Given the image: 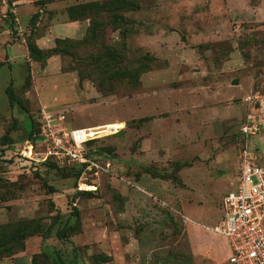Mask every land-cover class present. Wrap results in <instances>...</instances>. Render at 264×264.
<instances>
[{
	"label": "rangeland",
	"instance_id": "374dc122",
	"mask_svg": "<svg viewBox=\"0 0 264 264\" xmlns=\"http://www.w3.org/2000/svg\"><path fill=\"white\" fill-rule=\"evenodd\" d=\"M27 1L0 0V237L16 252L0 264H228L210 228L247 112L264 167V0H135L131 23L105 28L101 7L88 32L56 30L63 2ZM41 108L86 127L109 167L24 160L27 141L44 149Z\"/></svg>",
	"mask_w": 264,
	"mask_h": 264
},
{
	"label": "built area",
	"instance_id": "2783aa9c",
	"mask_svg": "<svg viewBox=\"0 0 264 264\" xmlns=\"http://www.w3.org/2000/svg\"><path fill=\"white\" fill-rule=\"evenodd\" d=\"M246 99L250 104L252 97ZM36 121L37 140L45 145L43 150L35 152L33 143L27 141L21 152L27 162L52 160L63 166L85 164L84 171L95 174L109 167V162L102 167L87 156L88 142L94 136L89 135L86 127H69L64 114L42 108ZM120 129L115 128L114 132ZM260 129L258 117L247 112L239 126L236 184L224 193L223 214L210 228L226 241L228 264H264V167L257 159V148L252 145V138Z\"/></svg>",
	"mask_w": 264,
	"mask_h": 264
},
{
	"label": "trees",
	"instance_id": "16d2710c",
	"mask_svg": "<svg viewBox=\"0 0 264 264\" xmlns=\"http://www.w3.org/2000/svg\"><path fill=\"white\" fill-rule=\"evenodd\" d=\"M58 1H62V0H58ZM51 2H55V1L54 0H51V1L47 0L46 4L51 3ZM136 3L137 2L135 0H102V1H100V0H90V1L76 0L75 3H72V4L65 7V12L67 15V19L70 21L87 19L88 25L86 27V31L88 32V30H90V28H93V26H91V18H90V14H91L92 9L98 10L99 8L102 7L101 9H103L105 11L104 14H105V17L107 18L105 28H108V27H113L114 20H116V19H117V21H121V24L127 25V23H131L132 20L130 21V18L127 17L126 12L139 9L138 6H136ZM112 17H113V19H112ZM105 28H98L96 30H101V29H105ZM69 38L70 37H68V39ZM59 40H61V39H57V42ZM76 40H78V39H76ZM28 42L29 43L27 44V47L29 50V56L34 58L35 60H42L44 55H42L41 50L36 45L32 44L30 40ZM31 122H32L33 126L35 127L36 132H38L39 131L38 122L36 121L34 116H31ZM4 137H5V140L10 139L8 136V132L5 133ZM92 141H93V139L90 140L88 142V144H90ZM87 156L96 160V158L92 156V153L90 151V147H88ZM48 161H50V160H46L43 163L48 162ZM84 166H85V164H80V165L76 164L73 166H69V168H75L78 171H82V170H84ZM89 172L92 173L93 171H89ZM57 235H58V237L61 238L63 235V229L59 230ZM3 240L4 239H2L0 237V260H2V258H4V257L10 256V255L16 253L12 247L13 246L12 241L14 240V238H8L4 241ZM47 260L52 261V260H54V258L52 255H49V256H47ZM56 260L58 263L64 264V262L61 260L60 257L56 258ZM31 264H34V256L31 259Z\"/></svg>",
	"mask_w": 264,
	"mask_h": 264
},
{
	"label": "crops",
	"instance_id": "0c3cea01",
	"mask_svg": "<svg viewBox=\"0 0 264 264\" xmlns=\"http://www.w3.org/2000/svg\"><path fill=\"white\" fill-rule=\"evenodd\" d=\"M82 1H90V0H82ZM27 2H29V4H31L32 5V3H31V0H28ZM61 2H63L64 3V6L66 7V6H68V5H70V4H72V3H75L76 2V0H62V1H57V2H51V3H47L46 4V8L47 9H56L57 7H55V6H53V5H58V4H60ZM62 7V6H61ZM32 8H33V5H32ZM39 10H41V9H39ZM129 12V11H128ZM128 12H126V14L128 13ZM72 23V24H75V23H78V24H75V26H71L69 23ZM88 25V21H87V19H84V20H75V21H70V20H68V19H65L64 21H62V22H60L59 24H54L53 26L54 27H57L56 28V30H60V31H71V28L72 27H80L81 25L84 27V29L86 30V27H87V25ZM79 25V26H78ZM52 25H50L49 27H51ZM73 29V28H72ZM55 37H59V36H55ZM80 37V36H79ZM76 38H78V37H76ZM52 40H54V37H52L51 39H49L48 38V36H47V33H45V35H42L41 37H39V39H37V41L36 42H53ZM219 236V235H218ZM221 237V236H220ZM222 239H223V241L225 242V246H226V253H227V255H226V261H227V256H228V247H227V244H226V241L224 240V238L223 237H221ZM228 263V262H227Z\"/></svg>",
	"mask_w": 264,
	"mask_h": 264
},
{
	"label": "bare ground",
	"instance_id": "6f19581e",
	"mask_svg": "<svg viewBox=\"0 0 264 264\" xmlns=\"http://www.w3.org/2000/svg\"><path fill=\"white\" fill-rule=\"evenodd\" d=\"M85 188L90 190L93 188V186H86Z\"/></svg>",
	"mask_w": 264,
	"mask_h": 264
},
{
	"label": "water",
	"instance_id": "95a60500",
	"mask_svg": "<svg viewBox=\"0 0 264 264\" xmlns=\"http://www.w3.org/2000/svg\"><path fill=\"white\" fill-rule=\"evenodd\" d=\"M235 83V82H234Z\"/></svg>",
	"mask_w": 264,
	"mask_h": 264
}]
</instances>
